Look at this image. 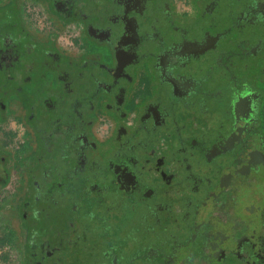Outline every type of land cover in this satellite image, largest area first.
Segmentation results:
<instances>
[{
  "label": "flooded vegetation",
  "instance_id": "flooded-vegetation-1",
  "mask_svg": "<svg viewBox=\"0 0 264 264\" xmlns=\"http://www.w3.org/2000/svg\"><path fill=\"white\" fill-rule=\"evenodd\" d=\"M84 1L48 0L83 23L73 54L0 5V133L20 129L28 253L83 264L64 239L84 219L100 264H264V0H196L190 20L169 0ZM163 132L148 182L138 152Z\"/></svg>",
  "mask_w": 264,
  "mask_h": 264
},
{
  "label": "rangeland",
  "instance_id": "rangeland-1",
  "mask_svg": "<svg viewBox=\"0 0 264 264\" xmlns=\"http://www.w3.org/2000/svg\"><path fill=\"white\" fill-rule=\"evenodd\" d=\"M11 3H15L20 8L25 25L32 28L41 39L46 40L51 36L53 42L61 51L70 54L77 52V43L81 42L84 35L82 22L64 23L61 18L51 12L48 0H0V5ZM169 3L172 12L175 15L182 16L183 19L190 20L197 12L196 0H169ZM104 118L103 115L99 114L94 125L98 138H104L103 135L107 128V124H103ZM187 119L189 120V118ZM9 121L11 122L5 124V128L7 130L8 128L12 129L11 135L8 137L0 133L1 138L4 136L8 140L6 149L7 166L9 173L12 174L10 179L8 177L9 182L0 185V264H56L57 261L52 262L45 257L46 255H42L43 253L39 248L34 249L30 254L26 247L27 231L23 226V220L25 219L23 213L26 210H23L21 204L26 186V177L21 175L22 166L21 163H18L15 152L20 140V129L17 127L15 130L13 119ZM189 132L191 133L190 129ZM163 136H165L164 132L162 137H158L155 155L150 157L148 149L138 152L142 163L143 176L148 182L154 176V164L151 165V160L155 161L156 158L166 152L165 150L169 146L164 141ZM100 150L103 155L109 154L112 150V143L100 141ZM165 165L167 166V162H165ZM178 207L179 205L176 204L175 208ZM176 211L179 215L180 211ZM92 224L94 225L88 224L84 219L75 221L72 225L73 236L64 239V246L65 244L71 246L75 242L77 246L81 247L80 258L84 260L83 264H100L98 252L102 248V241L91 229L93 226L95 228L97 224ZM81 234H85V237H81ZM83 244H86V246H83ZM90 248L95 250L90 252Z\"/></svg>",
  "mask_w": 264,
  "mask_h": 264
},
{
  "label": "trees",
  "instance_id": "trees-1",
  "mask_svg": "<svg viewBox=\"0 0 264 264\" xmlns=\"http://www.w3.org/2000/svg\"><path fill=\"white\" fill-rule=\"evenodd\" d=\"M50 1H51V6L53 7V9L57 7L56 4H55L56 2H58L60 4L64 2L65 5H69V2H68L69 0H50ZM79 1H82L80 3V6L81 5H85V3H84L85 1L84 0H79ZM71 7H74V8H71ZM71 7H69V8H71L69 10H70L71 13H73L76 7L75 6H71ZM42 227H43L42 222H39L33 227L34 228L33 230H35V229L37 230V229L42 228Z\"/></svg>",
  "mask_w": 264,
  "mask_h": 264
},
{
  "label": "crops",
  "instance_id": "crops-1",
  "mask_svg": "<svg viewBox=\"0 0 264 264\" xmlns=\"http://www.w3.org/2000/svg\"><path fill=\"white\" fill-rule=\"evenodd\" d=\"M13 172H14V171H13ZM11 175H12V174H9V179H10ZM7 181H8V179H7V180H5V182H4V183L6 184V182H7ZM8 182H9V181H8ZM4 183H3V184H4ZM1 185H2V184H1Z\"/></svg>",
  "mask_w": 264,
  "mask_h": 264
}]
</instances>
